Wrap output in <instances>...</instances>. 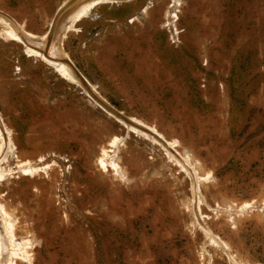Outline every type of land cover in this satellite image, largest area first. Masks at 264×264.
I'll return each mask as SVG.
<instances>
[{
  "label": "rangeland",
  "instance_id": "374dc122",
  "mask_svg": "<svg viewBox=\"0 0 264 264\" xmlns=\"http://www.w3.org/2000/svg\"><path fill=\"white\" fill-rule=\"evenodd\" d=\"M69 1L0 0V264H264V0Z\"/></svg>",
  "mask_w": 264,
  "mask_h": 264
},
{
  "label": "water",
  "instance_id": "95a60500",
  "mask_svg": "<svg viewBox=\"0 0 264 264\" xmlns=\"http://www.w3.org/2000/svg\"><path fill=\"white\" fill-rule=\"evenodd\" d=\"M75 1H77V0H71V1H69V3H67V4L64 5L63 7L59 8L57 14L55 15V17H54V19H53V21H52V23H51V26H50V28H49V30H48V33L46 34L45 40H44V43H45V52L48 53V51H49V49H50V47H51V45H52V43H53V41H54V37H55V34H56L57 25H58V22H59L60 17H61L62 14L65 12V10H66L67 8H69V6H71L72 4L75 3ZM61 45H62V44H61ZM64 57H65V56H64ZM65 60H66V62H67L68 64H70V65L73 67V69H75L77 75L82 79V81H83V85H84L85 87H87L88 89H90V91H92V92L95 93V91H93L91 85L87 82V79L85 78V76H84V75L81 73V71L75 66V64L73 63V61H72L68 56L65 57ZM96 97H97V96H96ZM98 102H99V103H102V105H105V107H106L107 109H109L110 111H112L113 113H115V114H120V116L126 118V120H129V119H130V118L124 116L120 111L114 109L113 106L109 105V104H108L106 101H104L100 96H99V98H98ZM160 140H161V142H162L163 145H164V143H165L166 141L163 140V139H160Z\"/></svg>",
  "mask_w": 264,
  "mask_h": 264
},
{
  "label": "bare ground",
  "instance_id": "6f19581e",
  "mask_svg": "<svg viewBox=\"0 0 264 264\" xmlns=\"http://www.w3.org/2000/svg\"><path fill=\"white\" fill-rule=\"evenodd\" d=\"M102 0H89V1H87V2H84L83 4H82V6H80V8L76 11V12H74V13H72L71 14V17H75L76 19H79V18H81V17H84V16H86L87 14H89V12H90V10H91V8H92V6L94 5V4H98L99 2H101ZM95 6V5H94ZM74 25V23L71 21V26H73ZM2 33H4L6 36H8V37H11V39L12 38H20V34L17 32V30L15 29V28H13L12 26H10V27H5L3 30H2ZM23 40V39H22ZM51 48H52V45H51V47H50V49H49V51L51 50ZM37 49V48H36ZM36 51V50H35ZM48 51V52H49ZM37 52V51H36ZM42 52V51H41ZM53 57V56H52ZM55 58V57H54ZM57 59V58H56ZM61 62V61H60ZM66 62V61H65ZM65 62H61V63H63V64H61V65H63L62 67H63V69H64V71L66 72V75H67V77H70V78H73V79H75L76 78V76L77 77H79L78 75H77V73H76V71H75V69H73V67L70 65V64H68L67 62V64L70 66H68V65H66V64H64ZM80 78V77H79Z\"/></svg>",
  "mask_w": 264,
  "mask_h": 264
}]
</instances>
